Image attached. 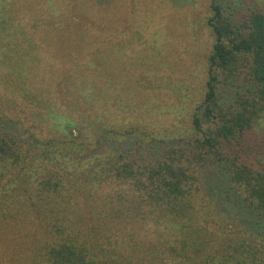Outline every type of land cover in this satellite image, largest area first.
I'll list each match as a JSON object with an SVG mask.
<instances>
[{
  "label": "trees",
  "instance_id": "trees-1",
  "mask_svg": "<svg viewBox=\"0 0 264 264\" xmlns=\"http://www.w3.org/2000/svg\"><path fill=\"white\" fill-rule=\"evenodd\" d=\"M247 1L254 5L241 13ZM259 3L211 1L203 93L182 117L157 120L167 131L149 132L148 89L110 88L123 30L107 34V3L0 0V264H117L98 247L111 238L102 225L110 215L152 221L174 237L184 264H264V166L242 150L264 118ZM240 77L254 89L224 97L219 85ZM183 94L179 106L191 96ZM76 117L88 130L83 138ZM128 135L179 145L145 162L127 144H106ZM208 157L224 173L210 185L217 206L200 198ZM116 183L112 195L100 194ZM212 222L220 235L207 238Z\"/></svg>",
  "mask_w": 264,
  "mask_h": 264
},
{
  "label": "rangeland",
  "instance_id": "rangeland-1",
  "mask_svg": "<svg viewBox=\"0 0 264 264\" xmlns=\"http://www.w3.org/2000/svg\"><path fill=\"white\" fill-rule=\"evenodd\" d=\"M211 1L95 0L96 4L107 3V34L116 37L117 29L123 30L122 45L116 43L113 52L116 59L113 56L110 59L111 71L114 73V78L111 75L110 88H117L122 92L128 91V93L139 88L148 89L146 95L151 107L148 117L149 132L164 128L157 120L170 121L176 115L191 110V105L195 104L193 99L196 96L200 98L203 93L205 68L214 43L207 23ZM259 1V4L264 6V0ZM251 5H254L252 1L242 3L241 13ZM113 45L112 42L111 46ZM120 47L123 48L121 53L118 52ZM221 89L224 97H230L252 90L254 86L240 77L221 83L219 90ZM184 92L190 93L191 96L183 106H179V98L184 95ZM221 100L227 101L223 97ZM75 120V134L81 138L85 137L88 133L87 128L77 117ZM169 128L171 127L168 126L163 131ZM158 138L160 139L159 136ZM251 138L252 140L247 144V151L244 150L246 145L242 150L246 155L251 154L264 166V118L259 121ZM107 139L106 144L110 149L120 151L122 145L127 144L135 150L132 158L139 161L145 160V162L154 161L166 147L179 145V141L173 139L169 145L168 139L159 145L155 139L150 137L144 139L136 135H128L119 142L115 138ZM112 139L118 143L113 142ZM215 160L213 157H208V160L202 163L200 198L212 201L217 206L214 202L217 199L212 196L210 185H221L219 182L223 179L224 173L222 165L216 166L212 163ZM106 185L100 193L105 197L112 195L119 188L117 183L112 186ZM217 209L221 218L227 217V211ZM107 211L111 212L110 209ZM89 222L90 220L87 226ZM106 222L109 223L110 228ZM85 223L86 221H83L77 232L74 231L80 241L86 234ZM102 225L106 229L104 236L111 238H99L98 247L102 256L109 255L117 264L119 262L122 264H184L176 251L177 244L175 241H170L174 237L167 235L166 232L163 233L164 230L159 229L152 221L148 222L137 217L127 218L123 215L119 219L115 215H110ZM209 225L210 231L207 229V238L216 233L220 235L221 228L218 225L213 222ZM228 231L234 233L232 228ZM119 234L122 236L120 239H118ZM99 235L102 236L100 232ZM86 242L94 244L95 239H87ZM210 253L208 252V255Z\"/></svg>",
  "mask_w": 264,
  "mask_h": 264
}]
</instances>
